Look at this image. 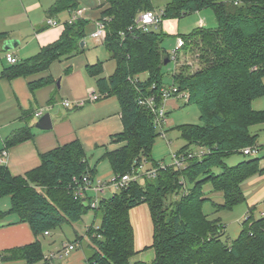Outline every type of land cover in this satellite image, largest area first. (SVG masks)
<instances>
[{
  "label": "trees",
  "instance_id": "1",
  "mask_svg": "<svg viewBox=\"0 0 264 264\" xmlns=\"http://www.w3.org/2000/svg\"><path fill=\"white\" fill-rule=\"evenodd\" d=\"M103 6L99 20L109 19L103 44L115 62V70L108 78L101 76L102 62L89 64L86 70L99 77L100 96L115 97L121 108L124 130L112 141L125 145L101 158L109 160L118 177L131 172L136 159H151L159 134L153 113L140 105L139 99L151 95L159 98L164 87L162 68L165 58L170 63L171 57L161 50V37L154 31H128L140 13L156 10L153 0H104ZM79 9L80 0H57L48 10V17ZM205 9L213 10L217 28L199 27L188 37L177 36L183 39L181 49L190 48L194 53L197 67L180 66L172 76V86L187 93L188 103L195 104L200 112L201 124L179 128L186 144L180 153H189L194 148L209 153L201 159L189 160L184 168L161 169L156 178L144 177L143 184L130 183L119 194L103 198L98 209L74 198L73 191L82 176L94 177L97 173L78 140L41 155L40 167L23 176L12 175L0 164V200L10 198L9 214L28 222L36 237L65 223H80L89 210H94L101 215L102 226L88 229L93 248L88 264H264V216L247 217L237 239L227 244L223 241L224 223L204 213L208 203L216 212L232 211L244 204L242 185L264 173L259 157L232 167L226 163L230 156L243 155L245 149L262 150L259 135L253 134L251 128L264 124V111L253 109V102L264 97V0H169L161 11L164 19H180ZM89 24L85 18L66 23L56 42L31 58L5 67L0 78L34 75L63 58L80 54ZM7 38V33H0V46ZM71 72L69 67L65 74ZM142 74H147V78L141 80ZM53 82L51 76L40 79L30 83V89ZM23 114L24 118L31 115ZM33 137L30 128L24 127L6 140L5 147ZM208 184L223 194L222 204L206 196L204 187ZM36 187H42L43 191ZM142 204H147L151 212L153 243L146 250L153 249L154 258L131 263L136 252L129 213ZM19 256L30 264L38 263L43 258L41 243L12 250L3 254L2 259Z\"/></svg>",
  "mask_w": 264,
  "mask_h": 264
},
{
  "label": "crops",
  "instance_id": "2",
  "mask_svg": "<svg viewBox=\"0 0 264 264\" xmlns=\"http://www.w3.org/2000/svg\"><path fill=\"white\" fill-rule=\"evenodd\" d=\"M20 2L22 3V1ZM103 2L104 0L91 1L90 9L80 7V9L85 10L83 18L92 24L91 31L88 32L90 36L95 31L96 21L100 18ZM48 7L49 4L44 6L42 1L27 6L28 12H33L36 9L43 13L37 22L30 21V29L27 31L30 36L28 37H24L19 29L7 28L0 21V33H7V40L19 42L18 46L11 51L3 50L4 42L0 46V75L5 67L11 65L6 60L8 54L16 57L17 62L20 60L17 53L24 54L27 59L37 55L43 47L60 38L65 24L75 15V12H68L67 19L60 21L57 17H47ZM45 16L46 19L44 20ZM50 19L54 20L56 25H49L48 20ZM199 25L203 26L204 21ZM93 40L98 45L104 46L103 43ZM78 55L63 59L68 64ZM108 56L107 61L111 60L109 54ZM62 60L53 63L48 70L34 75L14 79L0 78V164L5 165L14 176H23L37 169L41 165V155L76 140L81 143L87 159L90 156L101 158L125 145L112 141L114 136L121 134L124 130L118 100H114L115 97L104 98L100 96L98 100L91 101L89 95L91 92L97 91V79L99 77L91 76L87 72L88 62L83 63V67L71 66L72 72L61 76L60 62ZM103 68L105 71L104 63ZM50 76L54 78L53 83L35 90L30 89V83ZM101 76L104 77L103 74ZM175 100H170L167 107L174 106ZM65 101L71 102L72 105L78 102L85 103L80 108H68L64 105ZM39 111L43 112L42 116L47 113L50 114L52 120L50 130L42 131L35 128V124L40 119L36 118L35 114ZM23 113H30L31 115L24 118ZM24 127L30 128L34 137L29 141L6 148V140ZM259 145L262 146L261 151H264V143H259ZM261 159V167L264 168V155ZM242 189L246 198L245 203L242 204L244 206L241 208L243 221L250 215L255 219L263 217L264 173L256 174L248 179L242 185ZM204 192L212 202L216 204L224 202L223 194L214 191L211 185H206ZM7 198H3L4 202L0 204V214H2L0 220V264H30L22 256L4 261L2 255L8 254L12 250L25 248L37 241L41 243L43 258L34 264H88L93 248L90 247L91 241L87 233H80L79 230L73 228L72 224L65 223L60 226L61 234L59 235L51 231L48 235L36 237L28 222L20 221V218L15 214H9L11 200ZM1 208H5V212ZM129 214L134 230V248L136 247V255L131 259V263L144 261L145 256H148V261H151L154 258L153 249L142 248L144 244H147V238L153 243L154 226L150 208L147 204H142L132 208ZM219 218L222 221V218ZM62 233L64 234L63 237L68 233V235H74L75 238L73 241L64 242ZM137 240H142L140 246H136ZM61 244L62 246H60ZM71 244L75 246L74 250L66 256H59L65 247Z\"/></svg>",
  "mask_w": 264,
  "mask_h": 264
},
{
  "label": "rangeland",
  "instance_id": "3",
  "mask_svg": "<svg viewBox=\"0 0 264 264\" xmlns=\"http://www.w3.org/2000/svg\"><path fill=\"white\" fill-rule=\"evenodd\" d=\"M22 1V3L20 2ZM0 0V21L8 28L12 27L13 29H19L24 37L30 36L29 25L30 21L33 23L37 22L38 19L43 15L42 12L34 9L33 12H28L26 9L27 6H32L38 4L39 1H42V4L48 5L47 11L55 4L57 0ZM97 0H80V7H86L90 9V2ZM169 0H153V5L156 10H163ZM104 7V6H103ZM48 17V16H47ZM60 21L67 19L68 12H62L56 16ZM60 17V18H59ZM46 19V16L44 20ZM43 20V21H44ZM47 21V20H46ZM204 21V25L200 26ZM199 27L204 29L213 30L217 28V23L215 20V15L212 9H205L200 13H192L186 16L181 17L180 19L168 18L164 19L163 22L157 26L152 27L150 30L154 31L161 37L160 48L163 52L170 55V63L164 65L162 68V83L165 87H170L173 84L172 76L177 71V69L182 65H188L191 69L197 67V60L193 56L192 50L190 48H183L179 50L176 54V42L177 36L181 35L183 37H188L194 33ZM92 24H89L87 31L90 32ZM83 52L76 56L72 61L66 64V61L63 59L60 62V74L61 76L65 74L67 68L73 67H83V63L88 62L89 64H97L102 62L105 65V71L103 72L104 77H108L114 73L115 62L113 60H108V52L106 51L103 45H98L90 36V33L84 40ZM19 57V62L26 60L24 54L17 53ZM173 57H176L174 60ZM107 63V64H106ZM60 76V78H61ZM147 78V74L140 75V79L144 80ZM96 95L100 96L99 92L96 91ZM114 100L117 101L115 98ZM118 102V101H117ZM174 106H169L166 109L167 112V122L164 124L163 133L166 135V139L162 136L161 129H158L159 136L156 138L151 159H145L142 157L140 160L136 159L133 168L139 170L141 178L138 180L140 184H143L145 173L154 167H169L173 165V154L180 153V150L186 145L185 142L180 137L179 128L182 125L192 124L199 125L200 122V112L198 107L195 104L188 103L186 98H176ZM253 109L256 111H264V97H260L253 102ZM264 124L253 126L251 132L253 134L259 135V143H264ZM197 150V149H196ZM195 148L193 152L196 151ZM189 152H192L189 151ZM260 155V156H259ZM264 151L258 152L257 154L251 155H233L226 159V163L229 167L235 166L243 160L251 159L255 157H262ZM102 158V157H101ZM98 157L90 156L88 160L91 167L96 166L97 173L94 176L95 180H101L103 183H111L116 178L111 164L108 159H101ZM217 173H220V170H217ZM144 176V177H143ZM186 185V184H185ZM187 186V185H186ZM185 186V187H186ZM37 190L43 191L42 187H36ZM120 190L115 187L108 189L103 195L102 198H111L116 194H119ZM8 199V198H7ZM5 200V199H4ZM4 202L3 199L0 201ZM244 205L237 206L233 211H221L216 212V209L210 204L204 206V213L207 214L211 219L222 218V221L226 227V233L223 237V241L227 244H231L240 234L241 224L243 222V216H241V208ZM5 212V208H1ZM66 226V225H65ZM73 228L79 230L80 233H87V228L94 227V229H99L102 226L101 215L97 214L94 210H89L84 216L83 220L80 223H73ZM63 228H65L63 226ZM68 228V227H67ZM69 230V229H66ZM54 234L59 235L60 226H57L53 230ZM62 233V237H63ZM75 238L74 235L64 236L63 241H73ZM146 241L147 244H144L142 248H149L152 244V240ZM142 241V240H141ZM141 241L137 240L136 246H140ZM144 242V240H143ZM62 246V244L60 245ZM85 246V245H84ZM83 246V248H85ZM136 248V247H135ZM144 261H148V256H145Z\"/></svg>",
  "mask_w": 264,
  "mask_h": 264
},
{
  "label": "built area",
  "instance_id": "4",
  "mask_svg": "<svg viewBox=\"0 0 264 264\" xmlns=\"http://www.w3.org/2000/svg\"><path fill=\"white\" fill-rule=\"evenodd\" d=\"M85 13L84 9H79L75 12L74 17L69 20L68 23H72L76 21L79 18H83V15ZM108 18L100 19L96 21L95 23V31L91 34V38L104 43L106 38V22L108 21ZM164 20L163 12L160 10H153V11H146L143 13H140L136 19L135 24L133 27H130L128 29L129 32H131L134 29H140L143 31H150L152 27L159 26ZM49 25H56V22L54 20H48ZM183 46V39L180 37H177L176 42V51L175 54L181 50V47ZM175 60L176 57H173ZM6 60L9 64H16L17 59L11 54H8L6 56ZM100 98V96L96 95V92H91L89 95V99L91 101H96ZM176 98H186L188 99L187 93H181L179 92L178 88L176 86H170V87H163L160 90L159 98L151 95L146 98L139 99V104L146 106L151 110V112L154 115V124L156 125L157 129H161L162 136L166 139V135L163 133L164 130V124L167 122V103L170 100L176 99ZM85 102H78L75 105H72L71 102L65 101L64 105L68 108H80L84 105ZM43 112L39 111L35 114L36 118H41ZM244 155H251V154H257V149L248 148L245 149ZM209 152L205 149L199 148L196 151H192L189 153H178L173 154V165L177 168H184L187 164V162L191 159H201L205 155H207ZM4 155L6 153L4 152ZM166 167H154L149 169L145 176L148 178H156L159 170L164 169ZM144 177V176H143ZM141 178L139 170L132 168L131 172L126 173L122 176H116L113 182L111 183H103L101 180H95V177H92L90 175H83L81 182L79 186L73 191L74 198L80 199L83 202L87 203V206L89 205L92 209H98L100 206V203L102 201V195L110 188L115 187L118 190L126 189L129 187L130 183L136 182ZM49 233L46 232L45 235H48ZM74 245H68L63 250L62 254H59V256H66L68 255L72 250H74Z\"/></svg>",
  "mask_w": 264,
  "mask_h": 264
},
{
  "label": "water",
  "instance_id": "5",
  "mask_svg": "<svg viewBox=\"0 0 264 264\" xmlns=\"http://www.w3.org/2000/svg\"><path fill=\"white\" fill-rule=\"evenodd\" d=\"M19 42L16 40H6L3 43V50L4 51H11L14 48H16L18 46ZM81 47H84V41L81 42ZM169 63L168 58H165V65H167ZM59 85V84H58ZM35 128L38 130H42V131H47L50 130L52 128V120H51V116L50 114H45L43 115L35 124ZM84 205L87 206V203L84 202Z\"/></svg>",
  "mask_w": 264,
  "mask_h": 264
}]
</instances>
